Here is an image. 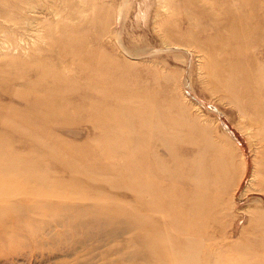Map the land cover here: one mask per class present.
<instances>
[{
  "label": "rangeland",
  "instance_id": "1",
  "mask_svg": "<svg viewBox=\"0 0 264 264\" xmlns=\"http://www.w3.org/2000/svg\"><path fill=\"white\" fill-rule=\"evenodd\" d=\"M0 264H264V0H0Z\"/></svg>",
  "mask_w": 264,
  "mask_h": 264
}]
</instances>
